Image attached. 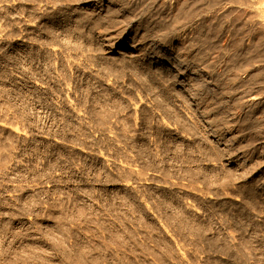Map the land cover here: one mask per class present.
Instances as JSON below:
<instances>
[{
	"label": "rangeland",
	"instance_id": "374dc122",
	"mask_svg": "<svg viewBox=\"0 0 264 264\" xmlns=\"http://www.w3.org/2000/svg\"><path fill=\"white\" fill-rule=\"evenodd\" d=\"M0 264H264V0H0Z\"/></svg>",
	"mask_w": 264,
	"mask_h": 264
},
{
	"label": "bare ground",
	"instance_id": "6f19581e",
	"mask_svg": "<svg viewBox=\"0 0 264 264\" xmlns=\"http://www.w3.org/2000/svg\"><path fill=\"white\" fill-rule=\"evenodd\" d=\"M160 47L163 48V45H161V44H157L156 45V48H160ZM155 61L157 63V60H155ZM171 76L178 82L179 85H182V84H184V80L187 77V72H185L184 70L179 69V70L174 71L171 74Z\"/></svg>",
	"mask_w": 264,
	"mask_h": 264
}]
</instances>
